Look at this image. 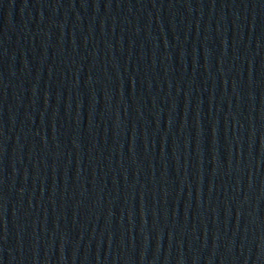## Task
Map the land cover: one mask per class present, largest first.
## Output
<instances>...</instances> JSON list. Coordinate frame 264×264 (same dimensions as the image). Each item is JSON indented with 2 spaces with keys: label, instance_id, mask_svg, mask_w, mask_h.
I'll use <instances>...</instances> for the list:
<instances>
[{
  "label": "water",
  "instance_id": "water-1",
  "mask_svg": "<svg viewBox=\"0 0 264 264\" xmlns=\"http://www.w3.org/2000/svg\"><path fill=\"white\" fill-rule=\"evenodd\" d=\"M0 264H264V0H0Z\"/></svg>",
  "mask_w": 264,
  "mask_h": 264
}]
</instances>
